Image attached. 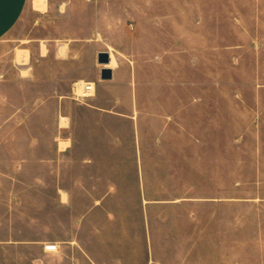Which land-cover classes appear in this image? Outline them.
<instances>
[{
    "label": "rangeland",
    "instance_id": "obj_1",
    "mask_svg": "<svg viewBox=\"0 0 264 264\" xmlns=\"http://www.w3.org/2000/svg\"><path fill=\"white\" fill-rule=\"evenodd\" d=\"M67 1L29 0L0 40V264H264V0H73V21ZM39 43L51 53L31 54ZM99 47L138 61L135 103L102 122L71 98ZM56 91L73 129L119 136L131 166L129 201L90 217L88 257L44 251L72 215L48 202L65 172L36 160L58 162Z\"/></svg>",
    "mask_w": 264,
    "mask_h": 264
},
{
    "label": "crops",
    "instance_id": "obj_2",
    "mask_svg": "<svg viewBox=\"0 0 264 264\" xmlns=\"http://www.w3.org/2000/svg\"><path fill=\"white\" fill-rule=\"evenodd\" d=\"M29 0H0V40L10 32V30L18 23L23 16ZM81 2L88 3V0H80ZM122 0L116 2L119 6ZM125 1V0H123ZM73 0H68L64 3L61 11H64L63 18L65 20L73 21L76 18V11L72 8ZM99 4V0H98ZM139 3H136V5ZM141 4V3H140ZM164 9H168V1L164 4ZM126 8V7H125ZM162 8V6H161ZM98 9V8H97ZM127 9V8H126ZM134 9H138L135 6ZM98 39V38H97ZM66 43V42H65ZM65 43H53V54L60 59H68L71 57V52L66 50ZM50 45V43H49ZM48 48V47H46ZM42 44L38 45V52L34 49L30 51L31 54H39V56H46L51 53L50 48L42 51ZM101 50L110 49H97V54ZM97 54L95 62L97 61ZM115 63L111 66L113 69V76L109 79H102L100 76V69L103 66L98 64L92 79L84 80L85 82H93L94 90L91 94L84 95L79 90V82L73 89L71 98L77 100L84 107L93 111H98L103 115L96 120L98 122L104 121L102 118L119 117L120 110L114 109L115 107H127L131 105V100L135 103L136 86L138 78L136 77L137 57L133 53L129 54H114ZM26 54L22 55V60L26 62ZM111 62V61H110ZM34 67V65H33ZM82 80V79H81ZM119 86L121 91L120 95H115V91ZM58 102V114L55 121L59 126V131L50 136L54 140L55 154L58 162L54 164L52 161L54 157H40L36 160L49 162V169L55 171H64V179L57 180L55 183V193L49 195L48 202L58 203L60 206L65 207L72 214L70 218L63 221L57 220L59 223H64L67 235L64 239L55 241L57 244L56 250L44 251L53 255L59 250L61 246L69 250H81L87 257L89 256L88 250L90 249V242H88L85 234V228L89 225L90 217L94 210L101 204L114 203L121 201H129L123 199L126 197L123 186H126L127 181L120 174L123 170H130V162H122L121 148L119 147V136L115 134L98 133V132H85L73 129L74 121L76 120L71 111H63V107L68 104L70 95H66L56 91ZM105 114V115H104ZM98 119V118H96ZM78 122V120H76ZM83 121V119H81ZM110 135V136H107ZM35 138H37L35 136ZM102 140V141H101ZM127 155L133 156L132 169L136 170V150L133 149L132 153L129 151ZM53 166V167H52ZM39 169V168H38ZM50 185V184H49ZM52 185V184H51ZM92 204L91 207L86 205L80 213L76 211L74 204ZM109 222L113 221V216L108 217ZM56 223V221H55ZM57 225V224H55ZM92 244V243H91ZM95 243H93L94 245ZM62 249V248H61ZM89 257L85 258L86 263L89 264ZM95 263L94 259H91ZM79 263V262H78ZM80 264H82L80 262Z\"/></svg>",
    "mask_w": 264,
    "mask_h": 264
},
{
    "label": "water",
    "instance_id": "obj_3",
    "mask_svg": "<svg viewBox=\"0 0 264 264\" xmlns=\"http://www.w3.org/2000/svg\"><path fill=\"white\" fill-rule=\"evenodd\" d=\"M97 61L103 66L100 69V76L102 79H109L113 76V69L111 66H107L111 61L110 52L107 50H101L97 54Z\"/></svg>",
    "mask_w": 264,
    "mask_h": 264
},
{
    "label": "bare ground",
    "instance_id": "obj_4",
    "mask_svg": "<svg viewBox=\"0 0 264 264\" xmlns=\"http://www.w3.org/2000/svg\"><path fill=\"white\" fill-rule=\"evenodd\" d=\"M110 56H111V62H110L109 65H113L115 63V59H114V56H113L112 53H110ZM91 83H92L91 88L88 89V91H86V89H84L85 85H86L85 81L84 80H80V82H79V90H80V92L81 93L82 92H88L89 94H91L93 92V90H94V83L93 82H91Z\"/></svg>",
    "mask_w": 264,
    "mask_h": 264
},
{
    "label": "built area",
    "instance_id": "obj_5",
    "mask_svg": "<svg viewBox=\"0 0 264 264\" xmlns=\"http://www.w3.org/2000/svg\"><path fill=\"white\" fill-rule=\"evenodd\" d=\"M85 83H86V85H85V88L84 89H86V91H88V89L91 88L92 83L91 82H85ZM82 94L87 95L89 93L88 92H82ZM45 249L46 250H56L57 249V244L56 243L49 242V243H47L45 245Z\"/></svg>",
    "mask_w": 264,
    "mask_h": 264
}]
</instances>
